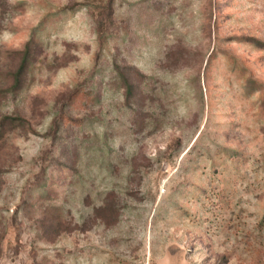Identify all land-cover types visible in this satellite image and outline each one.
<instances>
[{
	"label": "rangeland",
	"instance_id": "rangeland-1",
	"mask_svg": "<svg viewBox=\"0 0 264 264\" xmlns=\"http://www.w3.org/2000/svg\"><path fill=\"white\" fill-rule=\"evenodd\" d=\"M3 119L0 264H264V0H0Z\"/></svg>",
	"mask_w": 264,
	"mask_h": 264
},
{
	"label": "trees",
	"instance_id": "trees-1",
	"mask_svg": "<svg viewBox=\"0 0 264 264\" xmlns=\"http://www.w3.org/2000/svg\"><path fill=\"white\" fill-rule=\"evenodd\" d=\"M9 118V124H15V122H17V118L11 116V117H8ZM7 130V127H6V120L3 119L1 122H0V137L3 136L4 132Z\"/></svg>",
	"mask_w": 264,
	"mask_h": 264
}]
</instances>
